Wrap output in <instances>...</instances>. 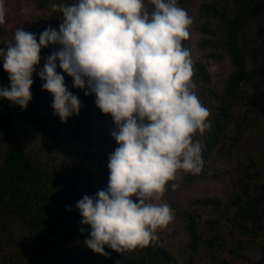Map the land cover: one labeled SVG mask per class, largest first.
Here are the masks:
<instances>
[{"label":"trees","instance_id":"trees-1","mask_svg":"<svg viewBox=\"0 0 264 264\" xmlns=\"http://www.w3.org/2000/svg\"><path fill=\"white\" fill-rule=\"evenodd\" d=\"M36 1L41 15L23 19L22 28L37 39L49 26L59 30L61 8L76 2ZM144 4L154 10L151 0ZM177 5L192 20L182 43L190 49L193 91L209 110L211 126L193 136L202 145L201 171L178 170L162 194L172 220L156 229L148 246L123 253L105 246L106 254H98L84 243L90 226L82 225L77 201L107 186L116 125L105 131L111 115L58 67L82 101L79 115L67 122L35 76L26 109L0 100V264H26V254L45 264H75L63 257V247L88 264H264V0ZM14 42L1 40L0 47ZM58 48H43L41 57ZM0 86L10 88L2 64ZM17 222L23 233L14 237Z\"/></svg>","mask_w":264,"mask_h":264},{"label":"clouds","instance_id":"clouds-1","mask_svg":"<svg viewBox=\"0 0 264 264\" xmlns=\"http://www.w3.org/2000/svg\"><path fill=\"white\" fill-rule=\"evenodd\" d=\"M151 3L149 12L144 0H76L61 8L59 30L49 26L37 39L21 27L13 44L0 47L10 79V88L0 86V100L26 109L41 50L59 45L38 73L55 114L67 122L82 107L59 67L73 87L95 95L96 106L116 125L107 186L76 205L82 225L90 226L84 243L98 254H106L105 246L120 253L148 246L173 218L168 204L151 201L178 170L199 173L203 166L202 145L193 136L211 126L210 113L193 91L191 52L182 43L192 20L177 0ZM5 12L0 0V24Z\"/></svg>","mask_w":264,"mask_h":264},{"label":"rangeland","instance_id":"rangeland-1","mask_svg":"<svg viewBox=\"0 0 264 264\" xmlns=\"http://www.w3.org/2000/svg\"><path fill=\"white\" fill-rule=\"evenodd\" d=\"M62 4H67V1H63ZM3 6H4L6 12H5V23L0 24V26L2 27V31L0 33V41L4 40V39H6L8 41L9 39L14 38V34H15L16 30L18 28L23 27V25H24L23 19H25L26 21H29V20H31V18H35L38 15H41V10L39 9L36 0H30L29 3H27L26 0H3ZM45 62H46V58L41 57L40 64L37 66V71H36V73L33 74V77L35 76V78L38 79L41 83H43V81L39 78L38 73L43 68V65ZM211 68L213 71H215L217 69V66L213 65ZM47 113L51 114V117L54 118V114H52L50 112V110H48ZM105 123L108 124V128L104 127L105 131L107 129V132H109V130L112 131L114 129V126H113L114 121L113 120L105 119L103 121V124H105ZM97 126H98L97 124H94L95 128ZM102 127L103 126H101L99 124L98 129L103 130ZM155 203H166V204H168V202H166L164 200L162 195H161L159 200H155ZM19 226H20V223H18V222L14 225V229H16V230H14V233H13L14 237H18L23 233L22 229H20V228L18 229ZM60 250H61V253H63V257L65 259L72 261L75 264H88L85 261H80L77 258L76 252L71 253V250L68 247H66L65 249L63 247ZM1 253L2 252L0 250V254ZM26 259H27L26 264H45L44 262L37 260V258H30L27 254H26Z\"/></svg>","mask_w":264,"mask_h":264}]
</instances>
